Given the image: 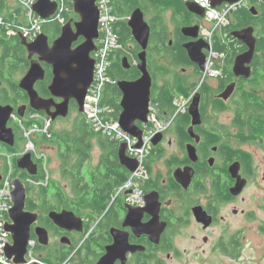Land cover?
<instances>
[{"label":"flooded vegetation","instance_id":"af4514ba","mask_svg":"<svg viewBox=\"0 0 264 264\" xmlns=\"http://www.w3.org/2000/svg\"><path fill=\"white\" fill-rule=\"evenodd\" d=\"M1 1H4L6 14L13 12V18L18 19L20 24H27L19 4V8L9 9L8 2ZM139 1L142 7L137 8L144 12L153 36V42L150 39L147 51L148 69L153 79L152 91L166 84L172 86L181 82L190 89L198 82L199 86L194 91L200 95L201 123L193 126V117L188 108L162 134V140L156 148L162 149L163 158L153 163V174L144 183L145 200L150 194L153 196L144 206H132L140 220L137 233L131 224H125L129 209L124 194L112 199L104 217L88 233L96 216L91 210L62 207L43 215L42 210L46 208L43 202H37L40 208L36 211L27 209L31 197L28 193L26 209L38 214V221L32 226L34 248L29 250L27 259L32 255L41 264H48L45 260L62 264L65 262L62 261L64 258L70 264H99L109 250H112L107 264H255L258 259L264 262V186L257 185L260 170L264 167V0H249L248 13L243 10L246 13L238 15L232 27V33L249 29L255 38L251 76L248 79L236 77L234 65L233 74H225L227 60L219 59L214 65L220 70L219 76L203 82V72L191 60L185 48L194 39L185 36L183 29L199 27V39L205 41L201 32L206 28V19L190 12L187 4L174 12L156 7L165 0ZM18 9L20 12H16ZM159 16L162 17V23H153ZM51 21H55L53 17L45 20L44 23L47 24L43 29L50 47L61 37L64 26L57 20ZM80 21L81 16L72 12L66 23L71 22L76 31L75 24ZM232 38L230 41L238 44L239 50L235 51L238 52L237 56L248 51L244 43ZM14 39L12 43L8 42L7 48L0 45V93L13 100L11 105L16 110L25 107V116L20 118L16 115L9 123L15 133V145L12 149L17 152L2 150L12 155V159H19L21 157L16 155L26 149L29 141L23 144L22 132L18 134L15 131L16 121L38 113L31 108L27 93L21 90L26 94L25 97L18 94L20 92L17 91V86L20 89V81L39 56H30L27 48L22 44L18 45L17 38ZM83 42L84 38H79L74 42L73 48ZM97 46L99 48V41ZM204 51L207 62L211 49ZM41 66L44 78L36 82L35 89L41 98L52 101L48 112L54 115L65 99L54 97L50 91L53 68L46 62H41ZM162 67L168 72L165 77L160 75ZM130 70L131 68L125 71ZM114 74L118 79L110 87L116 91V99L120 100V104L123 94L120 91V96L117 91L119 82L135 81L141 74L135 79H120L119 66L114 69ZM204 82L212 85L216 92H203L200 86ZM232 85H235L233 93L228 99H224L222 95ZM19 97L24 98L20 100ZM80 114L78 102L70 99L67 117L58 116L52 122L45 111L38 115L43 120L56 123L74 120ZM37 136L34 135L33 138ZM174 144L179 147L180 152L169 154L166 145L172 147ZM188 145L196 148V161L191 160L187 152ZM35 149L40 151L36 146ZM0 158V175L3 176L7 159ZM100 160L101 157L99 163ZM163 160L166 164L165 172H156L155 165ZM33 161L38 167V175L39 165L34 159ZM90 164L95 172L98 164H94L93 160ZM178 169L193 172L187 188L175 179V171ZM262 180L264 182V174ZM1 183L2 181L0 186ZM157 204L158 206H154ZM64 210L74 212L77 218L83 220L80 228L62 229L51 221V212ZM37 228L47 231L48 244L40 243ZM114 233L119 238L118 242Z\"/></svg>","mask_w":264,"mask_h":264},{"label":"water","instance_id":"95a60500","mask_svg":"<svg viewBox=\"0 0 264 264\" xmlns=\"http://www.w3.org/2000/svg\"><path fill=\"white\" fill-rule=\"evenodd\" d=\"M1 1V0H0ZM240 0H212L214 8L221 7L224 4H236ZM74 12L81 16V21L75 24L74 31L72 23L68 22L62 27V35L56 40L52 47L49 46L48 37L42 33L35 41L28 40L20 35L21 44L27 48L30 56L38 55L39 59L32 62L30 71L20 81L19 87L28 94L31 108L38 114L45 111L52 119L56 120L58 116L67 117L69 110V100L74 99L78 102L79 112L84 114V106L89 90L94 84L96 59L94 55L98 51L97 41L100 39V10L98 0H73ZM190 12L196 16L205 18V10L195 3H187ZM58 4L52 0H37L33 6L34 13L43 20L54 17L58 12ZM128 25L132 31V36L140 46L141 51L138 54L137 69L141 77L135 81H120L118 86L123 94L121 100L122 112L119 116L120 128L130 136L139 140L138 146H142L143 129L139 126L148 124L150 113L151 96L153 88V79L148 69L147 51L151 39V27L145 19L142 9L137 8L128 20ZM200 28L186 27L183 29L185 36L193 38L194 42L185 46L191 60L203 72L206 66V55L204 50L211 49L210 45L204 40L199 39ZM232 37L238 39L248 47V51L236 57L234 61L233 72L236 77L248 79L251 76V63L254 58L256 41L252 32L247 29L242 32H234ZM79 38H84V42L73 48L74 42ZM41 62H46L53 68V81L50 91L54 97L64 98L63 104L58 106V112L54 115L49 114L48 109L52 101L41 98L35 89L38 80L44 78V70ZM124 70L131 68L128 57L122 58ZM1 72V71H0ZM2 81L0 79V87ZM235 85L227 88L222 95L228 99L233 93ZM193 117V126L199 125L200 120V95L196 94L189 106ZM25 107L16 110L12 105H3L0 103V143L10 148L15 145V133L9 127L10 121L17 115L20 118L25 116ZM162 140V134L157 136L154 141V147L158 146ZM187 152L192 161H196L198 156L196 148L192 145L187 146ZM118 158L130 174L136 172L138 162L127 155V145L121 144L118 149ZM17 167L21 171H26L30 176H36L38 167L34 163L32 154L27 153L17 160ZM193 177L192 170L178 169L175 171V179L184 187H188ZM2 176L0 175V182ZM153 196L150 194L149 198ZM28 192L26 185L20 178L13 181L12 203L9 211L10 223L6 226V231L11 235L12 244L6 249V257L14 264H25L27 256L32 245V226L38 221V214L26 209ZM154 206H158L154 205ZM129 213L125 224H131L137 233L139 227V218L132 210V206H127ZM140 209V208H139ZM138 209V210H139ZM51 221L62 229L72 230L80 228L83 220L77 218L72 211L64 210L62 212H51L49 214ZM156 228H158L156 226ZM36 234L40 237V243L48 244V233L43 228H37ZM118 242L119 238L114 233ZM112 250L101 260L99 264H107L111 258ZM37 264V263H36Z\"/></svg>","mask_w":264,"mask_h":264},{"label":"trees","instance_id":"16d2710c","mask_svg":"<svg viewBox=\"0 0 264 264\" xmlns=\"http://www.w3.org/2000/svg\"><path fill=\"white\" fill-rule=\"evenodd\" d=\"M111 2L115 7L114 14L118 17L115 30L122 49L113 53V64L109 69L108 74L112 78L113 82L114 80H117L118 77L115 76L114 69L116 66H119V70L121 72V76L119 77L120 79H135L140 76V72L137 69V63L139 61L138 54L141 51V48L132 36L131 29L128 26V20L134 10L137 7H142V5L139 0H111ZM68 3L70 5V12L65 15L66 20L69 19L70 13L74 12L73 0H68ZM186 4L187 3L184 0H165L159 5H156V7L160 10L165 9L175 12L178 11L181 6H185ZM248 5L249 0L247 6ZM247 8L234 12L230 17V24L226 30L228 38L224 39V43L219 37L215 39V51L225 52L227 55L225 74H233L232 67L234 65L235 56L238 54V52L235 53V51L239 50L238 44L230 41V38H232V27L234 26L235 18H237L238 15H244L246 12L248 13ZM4 10V1H0V14H2L6 19H13L14 13L10 12L6 14ZM243 10L247 11L243 12ZM16 12H20V10L18 9ZM153 23H162V17H157ZM46 24L44 23L42 25V30L45 29ZM165 37H167V32H165ZM14 38H17L16 40H18V45H20L21 41L19 39L20 37L18 38V35H7L4 29H0V45L2 47L7 48V44L12 43L13 40H15ZM151 41L153 42L152 34ZM123 57L129 58L131 65L130 71H125L123 69ZM160 71L161 76L165 77L168 74L166 68L164 67H162ZM199 74H201V71ZM111 85L112 83L106 86L101 104L112 108L114 110V116L116 119H119L122 112L119 104L120 100L116 99V91L110 87ZM197 86H199L198 82L192 88L188 89L186 88L185 83L181 82L179 85L174 84L171 86L166 84L165 86L157 87L153 90L151 102L152 104L158 106L159 118L164 119L165 117L173 114L176 110L174 105L175 100L180 98H189ZM200 88L203 92L206 91L207 94L216 92L215 88L209 83L204 82ZM17 91L20 92L18 93L19 95L24 97L26 96V94L23 93L18 86ZM117 91L121 96L120 90L118 89ZM24 97H19L18 99L23 100ZM12 101L13 100L7 95L0 93V103L3 105H11ZM20 121L22 125H20ZM35 125H38L40 129H44L45 127V123L40 120L38 121L37 119H31L30 116H28L27 119H20L16 121L15 131H17L18 134H21L22 132L21 140L23 144L29 140L24 136L22 126L24 127V130H29ZM139 126L141 127L140 124ZM31 141L40 151V147L44 145H50L57 149V155L60 161V170L64 179L69 181L71 192H68L65 189L62 182L52 178V174L50 172L52 159L50 156H48L47 168L44 166L43 160H39L33 156V159L38 163L40 168V172L37 176H30L27 172L19 170L17 167L18 159H13L12 167L14 175L21 178L26 185L27 192L31 194L27 209L30 211H36L39 209L40 207L37 205V202H43L46 207L42 210L43 215L47 214L51 210H60L62 207L71 210L75 209V207L83 210L88 209L96 215L93 218L94 223H98L99 220L104 217L107 209L109 208L115 191L124 185L130 178V173L123 166H121L119 162V143L111 140L102 132L96 131L93 124L89 119H87L85 114H80L75 125L70 130H57L55 123H52L47 134H38L37 138L32 137ZM1 145L4 147H2V149L8 153L17 152L6 145ZM96 147H98L101 151V160L94 172L90 162L92 161V153ZM161 158H163L162 149L160 150L159 148L153 147L147 160V167L150 176L153 174V163L159 161ZM9 168L10 166L8 162H6L4 174L8 172ZM28 179H32L42 184L35 187L27 184L26 180ZM66 259L67 258H64L62 261H67ZM44 262L54 264L48 260H45Z\"/></svg>","mask_w":264,"mask_h":264},{"label":"built area","instance_id":"2783aa9c","mask_svg":"<svg viewBox=\"0 0 264 264\" xmlns=\"http://www.w3.org/2000/svg\"><path fill=\"white\" fill-rule=\"evenodd\" d=\"M23 11V17L26 19L27 24H20L18 19L13 18L7 20L2 14H0V29H4L7 35H20L23 34L30 42L35 41L42 33V25L45 20L37 16L33 11V6L37 0H16ZM58 4V12L53 17L61 24H66V14L70 12V5L68 0H52ZM186 3H195L205 10L206 28L201 32L202 37L210 45L211 51L209 52L206 62L205 70L201 81H205L210 78H216L220 74V70L215 68L216 60L226 59L225 52H215L213 47L215 39L221 38L224 43V39H227L226 29L230 24V17L238 10L247 8L248 0H240L236 4H224L221 7L214 8L212 6V0H184ZM98 7L100 10V39L99 48L94 55L96 59L95 80L91 89L89 90L84 106V114L91 121L96 131L102 132L108 136L111 140L121 144L127 145V155L138 162V168L135 173L130 174L129 180L119 187L113 196V199L119 194H124L125 203L130 206L141 207L146 204L144 197V183L148 182L150 173L147 167V160L154 147V139L165 133L176 121L178 115L184 113L192 103L196 92L193 91L189 98H180L175 100L174 105L176 110L173 114L159 118V108L157 105H150V113L148 116V124L141 125L143 129L142 146L139 148V140L124 132L119 125V119L114 116V110L108 106L101 104L103 99L104 90L107 85L113 82L109 76V69L112 67L113 59L112 55L116 51H120L122 46L119 43V39L116 34L115 26L117 25L118 17L114 14V7L111 0H98ZM31 119H37L45 123L44 129H40L38 125H35L32 129L24 130L25 137L29 140V144L26 149L22 151L18 157H22L27 153H31L32 157L39 160H43L44 166L48 167V155L45 152H40L35 149L34 143L31 141L34 135L48 133V130L52 124L50 120L42 119L38 114L30 116ZM20 125H22L20 121ZM0 156L7 159L10 166L8 172L2 176V183L0 186V264H14L6 257V249L12 244L11 235L6 231V226L10 223L9 211L13 206L12 203V191L13 181L15 178H19L14 175L12 167V155H9L2 150L0 145ZM21 179V178H20ZM48 179V178H47ZM27 184L37 186L42 183L36 182L32 179L26 180ZM97 223L92 222V227L88 233H91L94 229V225ZM31 249L34 248V241L30 242ZM41 264L40 261L35 259L32 255L27 259L25 264ZM62 264H70L69 260Z\"/></svg>","mask_w":264,"mask_h":264},{"label":"rangeland","instance_id":"374dc122","mask_svg":"<svg viewBox=\"0 0 264 264\" xmlns=\"http://www.w3.org/2000/svg\"><path fill=\"white\" fill-rule=\"evenodd\" d=\"M9 4V9H16L19 8V5L17 3L16 0H6ZM212 83H215V80L211 81ZM77 118L74 120H69V121H57L55 123V127L57 130H61V131H65V130H70L76 123ZM29 144V142L26 143V147ZM167 148V152L169 154H175V153H179V147L174 144L172 147H169L166 145ZM41 150H43L48 156H50V158L52 159L51 162V166H50V172L52 174V178L55 180H58L60 182H62L63 186L65 187V189L68 192H71V187H70V183L69 181L65 180L64 177L62 176L61 170H60V161L58 159V155H57V149L53 146L50 145H44L41 146ZM101 157V151L99 150L98 147H96V149L93 151L92 153V160L94 164H99V159ZM14 159V158H13ZM13 159H12V163H13ZM155 170L156 172H165L166 170V164L165 161H161L159 162L157 165H155ZM264 174V167H262V169L260 170V178H259V183L257 185H262L264 186V182L262 180V176ZM260 215V217H263V215H261L262 213L258 212ZM258 237V236H257ZM255 264H264V262H262L261 260H256Z\"/></svg>","mask_w":264,"mask_h":264}]
</instances>
